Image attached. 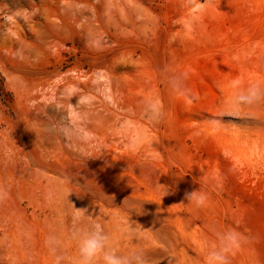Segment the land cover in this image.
<instances>
[{
	"label": "rangeland",
	"instance_id": "374dc122",
	"mask_svg": "<svg viewBox=\"0 0 264 264\" xmlns=\"http://www.w3.org/2000/svg\"><path fill=\"white\" fill-rule=\"evenodd\" d=\"M96 224L142 264L228 230L264 264V0H0V264H78Z\"/></svg>",
	"mask_w": 264,
	"mask_h": 264
},
{
	"label": "clouds",
	"instance_id": "9594fccd",
	"mask_svg": "<svg viewBox=\"0 0 264 264\" xmlns=\"http://www.w3.org/2000/svg\"><path fill=\"white\" fill-rule=\"evenodd\" d=\"M260 90L256 87L249 88L246 92L233 96L234 106L251 105L259 101ZM188 202L194 203L197 207L207 201V194L193 191L187 195ZM79 211V210H76ZM244 237L234 230H228L219 234L217 242L206 251L205 264H229V257L234 254L242 244ZM111 238L105 234L98 224L93 225L91 230L84 232L78 240V264H95L96 260L102 264H142V261L135 255H118L111 247ZM46 244L54 252L57 240L54 236L48 237ZM60 257H55V264H59Z\"/></svg>",
	"mask_w": 264,
	"mask_h": 264
}]
</instances>
